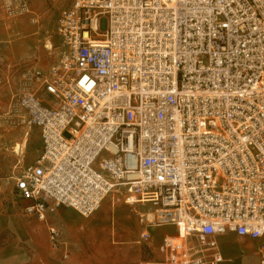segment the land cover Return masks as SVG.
<instances>
[{
    "label": "built area",
    "instance_id": "built-area-1",
    "mask_svg": "<svg viewBox=\"0 0 264 264\" xmlns=\"http://www.w3.org/2000/svg\"><path fill=\"white\" fill-rule=\"evenodd\" d=\"M56 33L15 104L41 139L10 176L25 214L148 206L174 234L139 264H220L219 235L264 237V0H72Z\"/></svg>",
    "mask_w": 264,
    "mask_h": 264
},
{
    "label": "rangeland",
    "instance_id": "rangeland-1",
    "mask_svg": "<svg viewBox=\"0 0 264 264\" xmlns=\"http://www.w3.org/2000/svg\"><path fill=\"white\" fill-rule=\"evenodd\" d=\"M71 1L0 0V211L10 213L17 221L22 217L21 199L10 176L21 167L34 162L40 154L41 139L37 128L28 129L19 121L15 104L20 92L31 85L32 73L56 62L60 41L56 33L57 18L59 11ZM39 96L43 100L48 98L43 93ZM24 137L27 138L25 145L16 151V144L22 143ZM116 204L118 205L114 204L112 208L111 202L107 200L99 211L87 218L68 207H58L52 220L60 228L70 248L69 263L74 261L72 257L79 251L91 254L94 264H137L140 258L150 255L152 245H142L139 251L129 255L123 252L118 243L110 244L108 240H123L120 237L122 233L128 234L133 228L137 229L139 224L129 219L136 218L139 221V211L148 207L123 202ZM112 209L116 226L114 235L111 226ZM122 216L128 217L122 219L124 222L121 224ZM22 218L30 219L27 216ZM17 225V240H21L18 241L17 264H41L37 259L30 262L29 259L34 257V252H43L39 243L44 240H36L38 245L31 247L32 240L22 239L28 238L24 234L26 229L18 222ZM30 228L36 238L42 237L44 227L40 223L36 222ZM169 229L171 228L153 229L155 239L161 238ZM8 238V232H2L0 244L7 243ZM223 245L226 251L235 248L231 238H225ZM59 264H63L62 261Z\"/></svg>",
    "mask_w": 264,
    "mask_h": 264
},
{
    "label": "crops",
    "instance_id": "crops-1",
    "mask_svg": "<svg viewBox=\"0 0 264 264\" xmlns=\"http://www.w3.org/2000/svg\"><path fill=\"white\" fill-rule=\"evenodd\" d=\"M28 203H29L28 200L21 199L20 214L22 217L27 216L30 219H24L21 217L20 221H17V219L12 217L10 213L9 214L2 213L0 211V241H1L2 232H8V237H9L8 238L9 241H7V243L4 242L3 244H0V264H17L18 263L17 248H18V241H21V240H17V228H18L17 222L19 223V225H21L23 229L27 230V231L24 230V234L27 235L28 238L22 237V239L24 241L32 240L31 247L33 246L36 247V245H38V241L36 240H44L39 243V245L42 248L41 250L43 252H41V254L32 252L34 257L33 258L30 257L29 262L31 260L33 261L37 259L41 262V264H59V262L61 261L63 264H94V260H92L91 254H82L81 251H79L77 255L72 257L74 259V261H71L72 263L68 262V260L71 258L70 248L66 240H64V236L62 235L60 228L56 224H54L52 220L55 214L58 212L57 211L58 208L53 214L47 213L45 220H39L35 215L25 214L24 207ZM114 204L118 205L116 203ZM114 204L113 205L111 204L112 208ZM112 210H113V217L111 219V226H112V233L114 235L116 231V226H115V218H114V209ZM120 211H122V209H120ZM125 217L126 216L121 217V224L124 222L122 219H126L128 216L126 218ZM138 219L139 221L136 218H134V220L129 219V221L135 222V223L137 222L139 225L137 229L133 228V230L128 234L122 233L120 237L123 240H108V241L111 242L110 244L118 243L120 245V248L123 250V252L124 253L126 252L129 255L133 254L135 251H139V247L142 245H152L153 250H151L150 255L140 258L137 264H139V262L142 259L155 260V259L161 258L158 252V246L163 236L174 234V227L173 226L148 227L145 223H143L140 220L139 217ZM36 222L40 223L44 227V231L42 232L43 234L40 239L34 236V232L30 228V226H32V224H36ZM49 226L56 227L60 232V238H59L60 245L57 247V249L53 248L52 243L50 241L49 233H48ZM155 228H171V229L167 230L161 238L155 239V235L153 232V229ZM145 229H147L151 234L150 240L148 241L139 240L140 233ZM225 238H231L232 245L235 247L234 249L229 250V251H226L224 249L223 240ZM217 241H218L219 249H220V252L223 258L220 264H264L261 262L260 254L258 253L260 245L264 242V237L259 238V239H250L247 237L238 236L235 233L231 232V233L219 235L217 237ZM110 244L109 246L110 248H112V245ZM65 251H67L68 253L67 259L63 258V254Z\"/></svg>",
    "mask_w": 264,
    "mask_h": 264
},
{
    "label": "bare ground",
    "instance_id": "bare-ground-1",
    "mask_svg": "<svg viewBox=\"0 0 264 264\" xmlns=\"http://www.w3.org/2000/svg\"><path fill=\"white\" fill-rule=\"evenodd\" d=\"M98 42H99V41H98ZM100 42H102V41H100ZM26 139H27V138H26V137H24V139H23V142H22V143H20V144H19V143H17V144H16V146H15V150H16V151L20 150V147L25 145V141H26Z\"/></svg>",
    "mask_w": 264,
    "mask_h": 264
}]
</instances>
